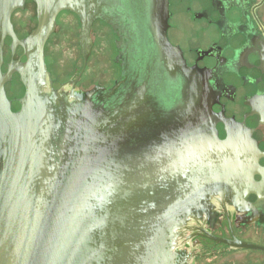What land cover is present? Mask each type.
<instances>
[{"label": "flooded vegetation", "instance_id": "flooded-vegetation-1", "mask_svg": "<svg viewBox=\"0 0 264 264\" xmlns=\"http://www.w3.org/2000/svg\"><path fill=\"white\" fill-rule=\"evenodd\" d=\"M159 2L72 0L57 15L35 79L49 168L94 185L104 264H264V192L245 194L236 175L264 169V119L248 102L264 96V0H168L164 32ZM38 10L23 0L11 11L3 74L27 63ZM97 26L111 50L99 78ZM22 77L5 85L14 113Z\"/></svg>", "mask_w": 264, "mask_h": 264}, {"label": "water", "instance_id": "water-1", "mask_svg": "<svg viewBox=\"0 0 264 264\" xmlns=\"http://www.w3.org/2000/svg\"><path fill=\"white\" fill-rule=\"evenodd\" d=\"M35 1L39 24L21 43L28 61L3 74L4 40L9 35L17 41L10 14L23 0H0V264H104L106 251L104 246L99 247L95 234L107 225L95 216L89 200L95 195L94 185L87 187L82 173L65 178L64 184L52 175L44 148L48 141L43 130L44 114L35 96V79L39 83L45 80V44L57 15L72 0ZM158 5L157 15L162 22L159 29L164 32L168 0ZM86 28L88 35L90 26ZM34 64L38 74L33 72ZM14 72L30 75L28 80L22 77L27 93L18 113L12 112L5 91ZM248 102L264 119V96ZM251 148L256 145L251 144ZM254 174L263 177L261 184L254 183ZM236 175L247 187L245 194L264 192V169L256 167ZM227 243L241 249L258 248L241 241Z\"/></svg>", "mask_w": 264, "mask_h": 264}, {"label": "rangeland", "instance_id": "rangeland-1", "mask_svg": "<svg viewBox=\"0 0 264 264\" xmlns=\"http://www.w3.org/2000/svg\"><path fill=\"white\" fill-rule=\"evenodd\" d=\"M106 38H109V36H107V34L103 33L100 29L99 26L96 27V30L94 32V40L96 45L93 47V55H92V59H93V71H92V75L93 76H98V78L100 77V74L98 72H96L97 65L98 64H104V68L106 69L107 66L105 65V60L101 59L103 57H101V55H106V54H111V50L109 49V45H107L108 43L105 41ZM70 47V46H69ZM73 50L75 51V46H73ZM71 48L68 49V52L71 53ZM71 55V54H70ZM69 54L65 53L63 59L64 62L62 63L63 65L67 64V61H65L66 59H68ZM54 60V55L53 53L50 52V61L53 62ZM100 66V65H99ZM103 68V71L105 70Z\"/></svg>", "mask_w": 264, "mask_h": 264}]
</instances>
